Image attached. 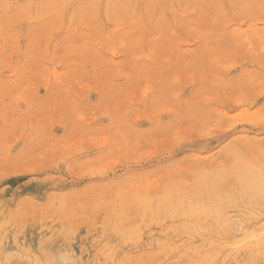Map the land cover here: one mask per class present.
Here are the masks:
<instances>
[{
    "label": "rangeland",
    "instance_id": "obj_1",
    "mask_svg": "<svg viewBox=\"0 0 264 264\" xmlns=\"http://www.w3.org/2000/svg\"><path fill=\"white\" fill-rule=\"evenodd\" d=\"M0 264H264V0H0Z\"/></svg>",
    "mask_w": 264,
    "mask_h": 264
},
{
    "label": "bare ground",
    "instance_id": "obj_2",
    "mask_svg": "<svg viewBox=\"0 0 264 264\" xmlns=\"http://www.w3.org/2000/svg\"><path fill=\"white\" fill-rule=\"evenodd\" d=\"M119 70V69H118ZM212 200V199H211ZM214 202V201H213ZM224 210V209H223ZM224 213V212H223ZM223 216V215H222ZM234 222V221H233ZM234 225V224H233ZM220 230V229H219ZM262 231V230H261ZM251 239H253V238H251ZM250 240V239H249ZM247 241V240H246Z\"/></svg>",
    "mask_w": 264,
    "mask_h": 264
}]
</instances>
